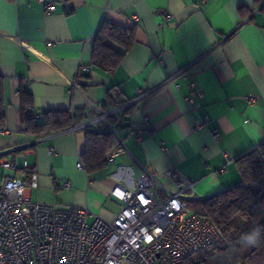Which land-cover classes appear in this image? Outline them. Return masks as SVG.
I'll use <instances>...</instances> for the list:
<instances>
[{"label": "crops", "instance_id": "1", "mask_svg": "<svg viewBox=\"0 0 264 264\" xmlns=\"http://www.w3.org/2000/svg\"><path fill=\"white\" fill-rule=\"evenodd\" d=\"M104 21L135 28L111 70L91 63ZM82 65L89 71L79 72ZM190 82L201 94L192 104ZM21 90L31 98L28 113L66 110L81 121L87 99L106 111L139 90L149 94L123 113L122 144L109 134L113 161L88 172L76 167L85 129L25 132ZM0 111V185L13 175L1 162L17 157L16 175L25 177V158L38 174L37 188L25 190L29 201L85 207L88 223L115 217L121 202L111 190L134 189L142 168L169 190L181 174L193 185L188 199L236 186L237 159L264 140V0H0ZM203 116L208 124L194 128Z\"/></svg>", "mask_w": 264, "mask_h": 264}, {"label": "built area", "instance_id": "2", "mask_svg": "<svg viewBox=\"0 0 264 264\" xmlns=\"http://www.w3.org/2000/svg\"><path fill=\"white\" fill-rule=\"evenodd\" d=\"M47 8L53 10V3ZM87 71L88 66H80L79 72ZM188 87L185 100L192 104L195 95L201 94L193 82ZM148 94V90H139L106 111L87 99L84 120L71 128L102 129L115 146L121 145L118 126L123 113ZM247 99L252 102L254 97ZM147 124L144 117L143 125ZM207 124L203 116L194 128ZM5 132L0 130V134ZM212 136L219 137L217 130H212ZM136 138L141 139L139 131ZM111 150L109 147L104 153L106 162L113 161ZM17 163L15 156L1 162L13 175L0 185V264H181L188 256L222 243L215 225L189 207L186 193L193 185L181 174L175 176V188L169 190L142 168L134 189L116 185L111 190L121 202L115 217L106 221L95 215L88 223L91 213L85 207L29 201L25 190L37 188L38 174L29 169L24 158L21 166L27 175L17 176ZM76 167L82 169V161H77ZM63 186L69 187V183Z\"/></svg>", "mask_w": 264, "mask_h": 264}, {"label": "trees", "instance_id": "3", "mask_svg": "<svg viewBox=\"0 0 264 264\" xmlns=\"http://www.w3.org/2000/svg\"><path fill=\"white\" fill-rule=\"evenodd\" d=\"M134 41V27L104 21L92 42V65L103 70L113 69ZM21 95L23 129L36 137L62 131L81 121V113L71 115L66 110H47L36 118L28 113L29 93L21 90ZM0 121L3 122L1 111ZM84 131L86 145L81 159L83 168L91 172L106 162L104 153L109 133L93 128ZM237 167L240 174L238 185L204 198L188 199V205L196 215L209 219L215 225L222 243L188 256L181 264H264V241L246 250L236 243L241 233L256 225H264V140L240 156Z\"/></svg>", "mask_w": 264, "mask_h": 264}, {"label": "clouds", "instance_id": "4", "mask_svg": "<svg viewBox=\"0 0 264 264\" xmlns=\"http://www.w3.org/2000/svg\"><path fill=\"white\" fill-rule=\"evenodd\" d=\"M264 241V225H256L250 230L243 232L238 237L236 243L241 249L257 247Z\"/></svg>", "mask_w": 264, "mask_h": 264}]
</instances>
